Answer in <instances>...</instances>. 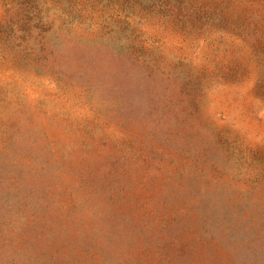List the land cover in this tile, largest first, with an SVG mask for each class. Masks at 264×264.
Returning <instances> with one entry per match:
<instances>
[{
	"label": "rangeland",
	"instance_id": "obj_1",
	"mask_svg": "<svg viewBox=\"0 0 264 264\" xmlns=\"http://www.w3.org/2000/svg\"><path fill=\"white\" fill-rule=\"evenodd\" d=\"M0 264H264V0H0Z\"/></svg>",
	"mask_w": 264,
	"mask_h": 264
}]
</instances>
